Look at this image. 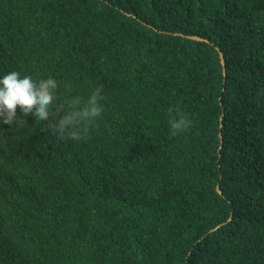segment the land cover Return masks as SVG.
Segmentation results:
<instances>
[{"label": "trees", "instance_id": "1", "mask_svg": "<svg viewBox=\"0 0 264 264\" xmlns=\"http://www.w3.org/2000/svg\"><path fill=\"white\" fill-rule=\"evenodd\" d=\"M12 71L58 87L0 121V264H264V0H0Z\"/></svg>", "mask_w": 264, "mask_h": 264}, {"label": "clouds", "instance_id": "2", "mask_svg": "<svg viewBox=\"0 0 264 264\" xmlns=\"http://www.w3.org/2000/svg\"><path fill=\"white\" fill-rule=\"evenodd\" d=\"M58 84L55 79L48 78L38 83L30 76L21 78L12 71L0 78V121L12 125L17 119V106L22 112L34 115L36 121H47L50 117L49 108L54 99ZM102 86L97 87L86 102L82 103L79 96L66 100L61 105L62 115L50 125L52 134L57 139H86L90 127L103 112L100 101L104 99ZM171 135L183 133L192 124L187 116L169 109Z\"/></svg>", "mask_w": 264, "mask_h": 264}, {"label": "water", "instance_id": "3", "mask_svg": "<svg viewBox=\"0 0 264 264\" xmlns=\"http://www.w3.org/2000/svg\"><path fill=\"white\" fill-rule=\"evenodd\" d=\"M191 38L199 39V40H204L203 38H200V37H198V36H191ZM220 55H221L222 63L225 64V60H224L223 53L220 52Z\"/></svg>", "mask_w": 264, "mask_h": 264}]
</instances>
